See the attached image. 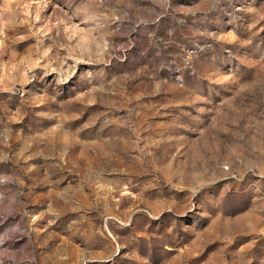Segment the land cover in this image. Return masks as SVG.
<instances>
[{
  "label": "rangeland",
  "instance_id": "rangeland-1",
  "mask_svg": "<svg viewBox=\"0 0 264 264\" xmlns=\"http://www.w3.org/2000/svg\"><path fill=\"white\" fill-rule=\"evenodd\" d=\"M0 264H264V0H0Z\"/></svg>",
  "mask_w": 264,
  "mask_h": 264
}]
</instances>
